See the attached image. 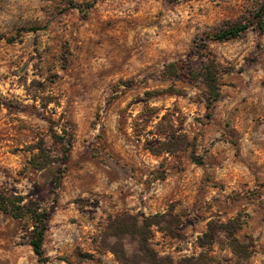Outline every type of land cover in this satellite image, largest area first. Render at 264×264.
<instances>
[{
    "label": "rangeland",
    "instance_id": "1",
    "mask_svg": "<svg viewBox=\"0 0 264 264\" xmlns=\"http://www.w3.org/2000/svg\"><path fill=\"white\" fill-rule=\"evenodd\" d=\"M259 14L264 0H0V193L49 212L42 264L133 258L121 218L150 220L159 257L264 264ZM234 23L249 27L211 39ZM34 229L0 210V264H40Z\"/></svg>",
    "mask_w": 264,
    "mask_h": 264
},
{
    "label": "trees",
    "instance_id": "2",
    "mask_svg": "<svg viewBox=\"0 0 264 264\" xmlns=\"http://www.w3.org/2000/svg\"><path fill=\"white\" fill-rule=\"evenodd\" d=\"M257 24L259 28H264V21L263 15L259 14L257 19ZM248 23H234L228 25L226 27L221 28L219 31H216L211 34V39L218 40V41H225L230 40L233 38L238 37L242 32L248 29ZM207 87L209 89L210 95H212L215 99L218 98V84L217 78L214 73L209 71L205 74ZM56 138L62 139V137L55 133ZM182 138V142H186L188 144L187 139L184 136H179L178 138ZM64 140V139H62ZM63 143L71 144V140L63 141ZM169 141L167 142V144ZM37 148H39V158L45 162L49 157L45 154L46 148L44 144H40ZM163 150H170L173 149L171 147H165L163 149H156L151 147V151L158 153ZM35 167L41 168L40 162L33 161ZM45 164V163H44ZM58 182V180H57ZM0 210L11 214L15 218H27L34 222L35 229L32 234V239L30 241L31 245L33 246L34 252L38 255L40 264H42L46 259L44 256V239H45V232L47 229V222L49 219V212L46 209L41 208L36 202L34 201H27L24 202V197L14 195L12 193H0ZM121 218L119 220V227L124 231V233H133L136 234L140 239V251L138 254H135L133 258H129L125 255L124 252H120L119 250H115V254L117 255L121 264H204L207 260L205 259L204 255H201L197 258H185L179 261H174L171 257L163 258L159 257L155 251L149 247L148 245V237L150 232V220L145 218L143 223L139 226V221L137 218L132 227H126L124 225L125 222ZM121 234V233H120ZM208 237V242H213L214 240V233H206ZM115 235L120 236L119 232L115 233ZM205 245V243H202ZM231 247L237 252H242V245L238 241L237 238L233 237L230 242Z\"/></svg>",
    "mask_w": 264,
    "mask_h": 264
}]
</instances>
